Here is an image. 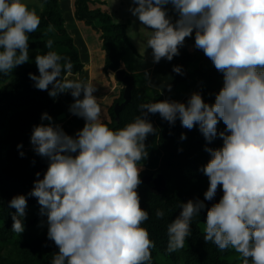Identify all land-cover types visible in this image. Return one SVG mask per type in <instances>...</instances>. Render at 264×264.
Wrapping results in <instances>:
<instances>
[{"label":"clouds","instance_id":"obj_1","mask_svg":"<svg viewBox=\"0 0 264 264\" xmlns=\"http://www.w3.org/2000/svg\"><path fill=\"white\" fill-rule=\"evenodd\" d=\"M132 4L131 14L151 30L147 48L153 63L180 55L194 33V47L223 74V87L212 104L200 92L192 93L187 103L142 104L134 122L113 130L101 119L95 84L63 79L62 72L70 74L73 64L55 51L36 55L39 75L29 73L34 87L52 98L70 92V113L85 121L72 136L45 112L41 120L49 123L34 126L30 137L35 153L49 161L43 179L34 181L28 195L37 198L40 214L47 217V238L58 248L51 264H151L155 244L142 226L149 213L141 207L138 188L141 161L148 157L145 141L157 132L147 117L157 113L170 125L177 119L188 130L198 125L208 143L217 135L222 139L220 148L205 147L210 159L200 169L209 180L204 200H213L218 187L223 191L219 202L207 209L203 239L221 251L234 249L242 264H264V0ZM168 5L177 15L174 21ZM39 8L42 12L44 5ZM40 24L36 8L25 0H0V73L29 61V34ZM47 31H54L53 26ZM44 44L53 47L51 39ZM173 72L184 74L180 66ZM144 77L152 86L147 70ZM166 87L171 90L170 84ZM221 120L226 128L218 133ZM180 139L187 137L182 133ZM8 206L16 210L12 230L23 233L26 196L13 197ZM205 207L199 199L179 204V216L167 227L169 253L184 248L193 217ZM155 215L162 219L165 213L157 209Z\"/></svg>","mask_w":264,"mask_h":264},{"label":"trees","instance_id":"obj_2","mask_svg":"<svg viewBox=\"0 0 264 264\" xmlns=\"http://www.w3.org/2000/svg\"><path fill=\"white\" fill-rule=\"evenodd\" d=\"M38 1L44 5V9L39 14V28L29 34V61L8 74L0 73V254L9 241H20L19 237L28 229L47 224V217L40 214L41 206L37 198L28 193L33 189L34 181L43 179L49 161L35 153L30 137L34 126L49 123L41 120L42 113L47 112L52 116L54 106L70 94L65 92L52 98L48 91L34 87L29 73L39 75L35 57L46 52L30 51H55L73 64L70 74L62 72L63 79L92 82L97 88L94 94L101 98L111 92L104 99H98V102L102 109L101 119L113 130L122 129L134 122L141 114L140 105L168 100L163 94H151L135 83L131 101L120 111L117 120L115 106L124 101L125 87L114 89L115 82L110 71L120 69L130 51L134 55H140L136 47L124 45L129 41L128 25L116 21L107 0H73L75 18L83 25V32L87 35V38H83L79 29L66 27L70 20L60 10L61 0ZM48 25H52L54 31L48 32ZM72 33L77 36L72 37ZM49 39L53 41L52 49H47L44 44ZM87 43L94 46L91 51L78 47ZM65 62L61 60L62 65ZM174 66H180L184 74L173 72ZM157 70L163 85L189 84L193 91L181 100L182 103H187L192 93L200 92L204 101L212 104L215 95L223 87V74L215 69L201 50L194 47V40L185 42L180 48V55L171 61L161 59L157 63ZM116 82L122 84L117 79ZM147 119L157 132L155 135L150 134L145 141L148 157L141 161L145 167L141 178L151 174L156 176L147 182L142 181L138 193L141 207L149 213V219L142 226L148 230L155 244L151 250V264H242L234 249L221 251L214 243H206L203 239L204 230L200 228V224L206 221L207 209L218 203L223 195L222 188L218 187L213 200H204L209 180L200 169L210 159V154L204 149L206 146L222 147V139L217 135V138L208 143L198 125L188 130L181 126L179 119L174 125H170L159 113L148 114ZM72 123L77 132L83 128L85 121L75 116ZM225 128L226 125L221 120L217 125V132L225 131ZM182 133L187 139H180ZM18 145L22 147L18 148ZM20 152L24 155L21 156ZM37 172L40 173L39 177L36 176ZM17 195L27 198L26 216L23 218L25 230L21 234L12 230L11 217L16 210L8 206L9 201ZM196 199L204 201L206 207L198 216L193 217L191 234L184 248L169 253L167 227L179 216L181 202ZM157 209L164 211L162 219L156 217ZM45 241L51 242L55 252H58L53 241L48 238ZM20 264H51V261L44 256H35L22 260Z\"/></svg>","mask_w":264,"mask_h":264},{"label":"rangeland","instance_id":"obj_3","mask_svg":"<svg viewBox=\"0 0 264 264\" xmlns=\"http://www.w3.org/2000/svg\"><path fill=\"white\" fill-rule=\"evenodd\" d=\"M118 1L121 3L119 6H111L109 7L111 10H115L117 15L116 21L123 22L128 25L127 33L129 36V41L124 43L125 46H134L137 48L139 52V56L134 55L131 51L124 62L122 69L126 70L127 73L132 74L135 78V83L138 86L144 87L149 93L153 94H163L165 98L172 101L181 102V100L187 96L191 90L189 88L188 83H174L171 85V90L167 89V85H163L160 82V77L157 70V63H153L152 57V50L151 48H147V40L151 35V30L147 29L145 26L141 25L138 21L137 17H134L131 12L129 11L130 7H134L135 5H127V2L132 4V0H112V5L114 2ZM28 4L29 8H36L37 14L41 13L39 5L41 4L38 0H25ZM124 3V4H123ZM123 4V5H122ZM60 10L62 14L68 18L70 21L66 25L68 29L77 28L80 31V36L83 38H87V35L83 32V25L78 22L75 18V7L73 4V0H61L60 3ZM169 16L173 19V21L177 18L176 13H170ZM72 37H76L75 33L71 34ZM194 40V33L192 37L186 38L185 42L193 41ZM82 46V47H81ZM79 48H86L91 51L94 46L90 44L79 45ZM51 50H35L30 51V53H44ZM147 70L150 73L152 86H149L145 82L144 71ZM110 71L111 77L115 82V88L122 87L124 88L125 85L118 84L116 82L115 77L112 75L115 72ZM81 98V97H80ZM74 102V98L72 95H67L64 99L63 103H60L56 106L54 111L56 110H63L66 114L73 116L70 111L69 107ZM64 113L58 114L55 118V121L61 124L64 131L68 130L70 125H66L63 123L65 119ZM75 116V115H74ZM63 124V125H62ZM65 131V132H66ZM69 132V131H68ZM67 133V132H66ZM70 133V132H69ZM67 133V134H69ZM74 136V135H72ZM145 170L143 166L142 172ZM156 176L155 174L147 175L144 177L146 179H150ZM206 222V221H205ZM205 222L200 224V228L204 230ZM47 238V224H40L32 229H28L24 235H21L18 240L20 241H9L3 247V250L0 254V264H20L22 260H26V258L31 259L35 256H44L46 259L52 262V259L55 255V250L53 248V244L47 243L45 239Z\"/></svg>","mask_w":264,"mask_h":264},{"label":"water","instance_id":"obj_4","mask_svg":"<svg viewBox=\"0 0 264 264\" xmlns=\"http://www.w3.org/2000/svg\"><path fill=\"white\" fill-rule=\"evenodd\" d=\"M115 79L122 82L125 85L124 88V101L122 103H117L115 106V112L117 115V120L119 119L120 111L123 107L131 101L132 91L135 87V78L132 74L126 72V70L120 68L115 71ZM147 175L141 178L142 181L147 182L149 179H146Z\"/></svg>","mask_w":264,"mask_h":264},{"label":"crops","instance_id":"obj_5","mask_svg":"<svg viewBox=\"0 0 264 264\" xmlns=\"http://www.w3.org/2000/svg\"><path fill=\"white\" fill-rule=\"evenodd\" d=\"M108 1V3L111 5V6H119V5H121V3H119L118 1H115L114 2V5H112L113 3H112V0H107ZM124 4V3H123ZM122 4V5H123ZM127 5H133V4H130V2H127L126 3ZM167 7V9H168V14H170V13H175L173 10H172V6L171 5H168V6H166ZM113 12H114V16H115V18H117V15H116V13H115V10L113 9L112 10ZM122 83V82H121ZM121 87V86H120ZM111 93V92H110ZM110 93H108L107 95H109ZM71 94V93H70ZM70 94H67V95H70ZM66 95V96H67ZM106 95V96H107ZM65 96V97H66ZM94 96H96L97 97V99H104L106 96H104V97H99V95L98 94H94ZM65 97H64V99H65ZM81 98H82V96H81ZM64 99L61 101V102H58L55 106H54V108H53V110H52V118H55L58 114H60V113H64V114H66L63 110H56V111H54V109L56 108V106L58 105V104H60V103H63L64 102ZM75 116L73 115V116H70L69 117V115L68 114H66L65 115V119H64V121H63V123H65L66 125H70V127H68V130L66 131L67 133H69V135H75L76 134V130H75V127H74V125H73V123H72V120H73V118H74ZM53 122H57V121H55L54 119H53ZM58 123V122H57ZM60 124V123H59ZM61 125V124H60ZM63 125V124H62ZM69 131V132H68Z\"/></svg>","mask_w":264,"mask_h":264},{"label":"built area","instance_id":"obj_6","mask_svg":"<svg viewBox=\"0 0 264 264\" xmlns=\"http://www.w3.org/2000/svg\"><path fill=\"white\" fill-rule=\"evenodd\" d=\"M54 123H56V124H59V123H57V122H54ZM46 125V124H45ZM60 125V124H59Z\"/></svg>","mask_w":264,"mask_h":264}]
</instances>
